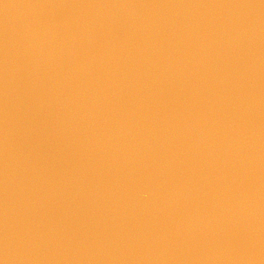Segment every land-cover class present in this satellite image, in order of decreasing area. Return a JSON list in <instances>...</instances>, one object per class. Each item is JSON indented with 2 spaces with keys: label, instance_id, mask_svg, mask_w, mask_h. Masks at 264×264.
<instances>
[{
  "label": "water",
  "instance_id": "95a60500",
  "mask_svg": "<svg viewBox=\"0 0 264 264\" xmlns=\"http://www.w3.org/2000/svg\"><path fill=\"white\" fill-rule=\"evenodd\" d=\"M0 264H264V0H0Z\"/></svg>",
  "mask_w": 264,
  "mask_h": 264
}]
</instances>
